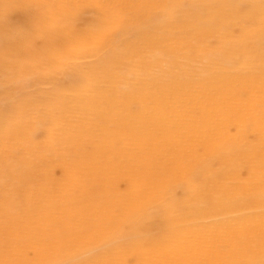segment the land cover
<instances>
[{
  "label": "bare ground",
  "instance_id": "obj_1",
  "mask_svg": "<svg viewBox=\"0 0 264 264\" xmlns=\"http://www.w3.org/2000/svg\"><path fill=\"white\" fill-rule=\"evenodd\" d=\"M232 1L0 0V264H264V0Z\"/></svg>",
  "mask_w": 264,
  "mask_h": 264
},
{
  "label": "rangeland",
  "instance_id": "obj_2",
  "mask_svg": "<svg viewBox=\"0 0 264 264\" xmlns=\"http://www.w3.org/2000/svg\"><path fill=\"white\" fill-rule=\"evenodd\" d=\"M240 2H241L240 0H233L232 4L235 7H239V9H240L241 7H243V4H241ZM83 6H84V4H83ZM9 11H10L9 13L11 14V16L13 17L14 20H16V21H22L23 20L24 12H22L18 7L13 6ZM90 15H92V13L89 12V11H87V13L84 14V18H85V21L87 23L92 18ZM232 28H233V30L236 31V28L234 26H232ZM65 45H67V44H64L63 46H65ZM63 46H61V47H63ZM55 51H57V50L52 49V50L49 51V54H51V53H53ZM178 79L179 78H177V81H178ZM181 83H182V80H180V82H178V87H177L180 90H182L184 88L182 85H180Z\"/></svg>",
  "mask_w": 264,
  "mask_h": 264
}]
</instances>
